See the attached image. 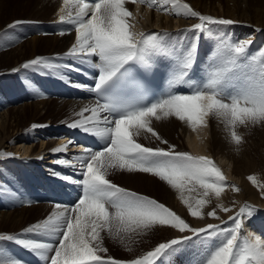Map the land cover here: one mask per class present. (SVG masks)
<instances>
[{
	"label": "snow or ice",
	"instance_id": "snow-or-ice-1",
	"mask_svg": "<svg viewBox=\"0 0 264 264\" xmlns=\"http://www.w3.org/2000/svg\"><path fill=\"white\" fill-rule=\"evenodd\" d=\"M139 2L162 13L197 18L198 22L184 31L201 35H215L218 30L213 26L239 23L201 14L183 0ZM128 3L137 0H62L58 23L70 25L75 31V41L65 55L80 64H90L94 70L91 86H75L86 88L96 97L68 127L98 138L101 144L99 150L85 148L78 158L82 178L73 182L81 192L74 205L57 204L47 218L22 232L0 234V242H14L45 264H174L178 251L193 241L202 252L193 264H264V238L251 232L243 235L246 221L258 211L255 206L245 203L229 215L230 227L212 223L193 227L164 203L110 179L116 171L149 174L178 192L192 217L203 219L206 215L225 224L216 209L206 213L205 209L212 197L219 200L226 188L232 192L240 188L227 183L211 156L178 150L153 125L174 118L195 132L208 128L210 120L216 119L230 141L241 145V127L264 126V48L251 53V39L223 33L216 38L204 78H194L198 44H172L166 31H137L139 12L130 11ZM27 22L18 19L8 27ZM59 35H65V31ZM20 69L57 75L61 69L85 71L73 63L61 64L42 56L24 62ZM161 81L166 84L164 91L159 90ZM185 84L189 85L186 92L180 87ZM141 137L158 143L146 146L140 142ZM71 143L53 151L64 152ZM57 163L71 164L66 159ZM247 179L264 198V184H259L255 175ZM217 208L224 213L232 211L220 204ZM157 227L176 230L180 235L132 259L108 255L105 237L124 242ZM0 264L26 262L11 256L0 243Z\"/></svg>",
	"mask_w": 264,
	"mask_h": 264
},
{
	"label": "bare ground",
	"instance_id": "bare-ground-1",
	"mask_svg": "<svg viewBox=\"0 0 264 264\" xmlns=\"http://www.w3.org/2000/svg\"><path fill=\"white\" fill-rule=\"evenodd\" d=\"M5 1L6 0H0V15L3 14L2 11H5ZM17 1L18 7L21 11L20 14L25 12V18H23L30 23L36 21L35 24H38L37 27L34 28H39V26L43 25L44 23L51 22L52 25L43 26L42 29L45 28L46 32H44V34L42 35H39L38 29H36V31L31 33L34 36L31 35L32 37H29L28 40L21 38L22 40L16 43L14 48L9 49L7 52L1 54V67L3 68L9 66L8 68L0 70V73H7L5 76H14L15 74L19 73V71L13 72L12 70L20 69V66L24 62L30 59H34L37 56L45 57L46 55H48L50 57L53 55L55 57H52L53 59L51 60H53L54 62L59 60L58 63H60V60L62 61L64 59H62V57H59L58 55H60V53H62L66 49H69L75 41V31L69 25H61L60 23H58V13L59 8L62 6V0ZM183 2L188 3L194 10L200 12L201 14L212 15L214 17L231 18L239 21V23L230 25L227 28H222L221 31L219 30L217 32L218 35H212L211 38L215 41L217 36L223 33H227L229 36L237 39H251V53H256L258 49L264 48V0H183ZM139 4L140 2L139 0H137L135 7H133L132 3H128L126 5L134 14L139 12L136 23L137 31L152 32L153 30H155V28H157L159 32L166 31L167 33H170V31H175V29L171 28L172 19H169L171 14L169 15L163 13L161 16L160 12L157 13V10H155L153 14L152 11L151 13L150 11H148L150 7L147 3L145 9ZM173 16H175V19H178V24H176L175 27H182V29H188L192 24L198 22V19L194 17H185L182 15L180 16L182 18L179 19V15H176L175 13ZM13 20H17V18L10 20L8 24H12ZM153 26H155V28ZM152 27L154 29H152ZM213 28L216 29L215 26H213ZM257 28L261 29V31H256ZM0 29H2V26H0ZM69 29L72 31V33L69 34L65 32V35H59L62 30L67 31ZM7 30V27L2 29L3 33H6ZM47 31H57L58 33H55L54 35L53 33ZM235 33H239V37L238 34ZM171 34L175 35L174 33ZM205 38L204 35H201L199 33V37L198 39H196V43L198 44L200 51L203 44L210 46V44L212 43L213 47L211 49V53H213L216 47V43L210 41L209 43L205 44ZM181 40V42L184 43L185 46H187L192 43L194 39L192 40L191 36L187 34L181 37ZM65 58L66 60L72 59L69 57ZM21 71H31L32 73H39L38 71L33 69H22ZM60 72V77L65 74L64 69H61ZM38 77H42V80L48 78L44 73ZM26 89L32 94L33 97L36 95V93H41L39 91H35L33 88L32 90H29L26 87ZM15 90L16 94H14L18 96V98L14 97V101H16V104L18 102H21L20 100L22 97L20 98L19 91L22 89H17L16 87ZM37 98V96L34 97V99ZM93 103L94 101L91 99L68 101L63 99L48 100L44 97H41L35 103L20 106L11 104L9 107H2L0 109V172L3 173V175L7 174L9 165H11L12 163H17L16 166L19 169L20 174L22 173L21 176L23 178H26L25 180H27L28 177H32L29 182L25 183V185H31L30 187H33L36 191H38L37 186L41 180L39 176V169L42 174H45V176L48 177V180L51 181L53 185L62 186L63 184L71 180L81 179L82 177L80 176L78 159L80 155H78L74 151L75 148H73V145L75 144L72 142L64 152H54L53 150L57 147L68 145L71 139L67 137V134L73 132V129L68 127V125L74 120L79 119L76 114L80 112L82 108L90 106ZM40 109L45 111V116L48 119H50L49 117L53 118V121L51 123L48 124L42 122V120H39ZM34 125L35 127H33ZM153 126L165 139H167L170 143L175 144L178 150L188 151L193 155H208L217 159L221 164H223L221 169L224 167L226 170H228V176L239 184L240 192L232 195L233 192L231 191V189L225 190L219 200H217L215 197H212L211 203L205 209V211L216 209L221 219L226 222L225 225L230 222L228 221V216L233 215L235 210L233 209L234 211L224 213L220 211L219 208H217L218 204L231 209V206L233 207L234 205L240 207L242 206L241 204H244V202H247V204L250 203V205H254L263 201L260 197L262 195L261 190L260 193L258 190L256 191L255 186L247 179V177L249 175H255V177H260L261 175L263 176L262 173H264V166L258 169L254 168L252 166L253 164L249 163V160L250 157L257 156L255 155L257 153V149L264 150V141L259 140L256 142L254 138H249V134L253 128L254 131L258 130L259 128L264 130V126H249L245 130L241 127L239 129V132L243 136L244 142L239 146L234 145L230 141V138L225 131L223 124L218 122L216 119L210 120L208 128H203L195 132L192 131L186 124L174 118L168 121L154 122ZM178 140L183 141L182 146L176 144L175 141ZM247 141H249L250 144H246ZM140 142L149 146H155V144L158 143L153 141L151 138L144 139L143 137L140 138ZM161 147L164 146L161 145ZM260 155H263V153L260 152ZM42 157L44 158L42 159ZM64 159L70 161L71 164L66 166L57 163V161ZM29 160L36 163H31L30 165L28 162ZM56 170L61 171L62 177H69L70 179H64L62 182L59 181L58 178H56L53 174ZM256 173L259 175L256 176ZM130 175H134L136 177V184L143 183L147 188H150L156 182V180L153 179L149 174L132 173ZM262 176L261 178H263ZM22 186L23 185H21V187ZM29 189L32 190L31 188ZM9 192H11V190H9ZM164 192H167L169 201L168 204L170 205L169 207L176 213L180 214L188 211L186 206L181 202L179 198L180 194L178 192L171 189L169 186H167L166 189L164 188ZM185 195H187V193ZM195 195V193H192L193 197H195ZM173 202L174 204L172 205ZM34 208L35 209L33 210V207L30 205L28 207H22L20 209V212L18 211V213H14L16 212L15 210L13 212H0V232L5 229L19 227L20 223L26 220V217L30 216L31 214L34 215L33 217H39L44 215L46 212H50L51 209L52 211L56 210V207H50L45 204H37ZM0 209H4V207L0 205ZM209 223L219 224L221 223V221L214 219L209 220L205 224H193L192 226L203 227L204 225ZM246 228V235L251 232L253 234H258L262 238H264V235L258 233V229L261 231L264 230L262 227L261 229H257L253 225H248ZM154 230L157 232L160 231V233L162 232L163 234H165V238H163L164 241H166L165 239H169L170 236L168 235L170 234H174V236L180 235V233L176 232L175 230L174 232L171 231L170 233H167L169 231L168 228L157 227ZM149 234H151L150 231L146 235H139V237L147 238ZM171 237L173 236L171 235ZM144 241L138 242L141 244L140 247L144 246L145 248H137V253L135 254V256H139V254L142 255L145 251L151 250L156 245L153 244L154 246L152 245L150 247H147L146 245H143ZM129 242H127V246L130 245ZM134 242L136 241L134 240ZM131 248L134 247L132 246ZM186 254H189L190 256L192 255V253L188 252H186ZM200 256L201 255H199L196 260L199 259ZM183 257H185V255L180 252V255L178 257H174V263L176 262L178 264L179 262H182L179 261V259H182Z\"/></svg>",
	"mask_w": 264,
	"mask_h": 264
},
{
	"label": "rangeland",
	"instance_id": "rangeland-1",
	"mask_svg": "<svg viewBox=\"0 0 264 264\" xmlns=\"http://www.w3.org/2000/svg\"><path fill=\"white\" fill-rule=\"evenodd\" d=\"M18 1L17 0H6L5 1V4H4V7H5V11H2V15H0V18H1V21H0V26H2V29L6 28L7 27V32L6 33H3L2 29H0V57L1 54L7 52L9 49H12L15 47L16 43H18L19 41H21L22 39H26L28 40L29 37L31 38L32 36H34L33 34H31L32 32L36 31V29H38V34L39 35H42L44 34V32L46 31V29H42L43 26H49V25H52V23H44L43 25L39 26V28H34V27H37L38 24H35L36 21H33L32 23L30 22H27V23H24V24H21V25H17L15 26L14 28H9L8 25H10L11 23L8 24V22L12 19H16L17 20L19 18H21L22 20H25V15L23 13L20 14V9L18 7ZM136 4V3H135ZM135 4H133V7L135 6ZM145 9V7H144ZM15 10V11H14ZM155 8H149L148 11H152V13L154 14L155 12ZM160 12L157 10V13ZM18 13V14H17ZM15 14V15H14ZM162 12H160V15L162 16ZM165 14V13H164ZM168 14V13H166ZM170 15V14H169ZM174 13H172L169 17V19H172V26L171 28L172 29H175L177 28L178 30L175 29V31H178V32H181V33H184V35H189L191 36V39L193 40L192 43H196V39H198L199 37V33L198 32H192V31H184L185 29H182L181 28H178V27H175L176 24H178V19H175L173 16ZM182 15H179L178 18L181 19L182 17H180ZM24 17V18H23ZM15 21V20H13ZM12 21V22H13ZM4 25V26H3ZM32 25V26H31ZM59 25V24H58ZM63 25V24H61ZM29 26V27H28ZM65 26V25H64ZM155 28V26H153ZM152 27V29H154ZM216 29L219 31H221L222 28H227L229 26H215ZM33 28V29H32ZM33 30V31H31ZM158 29L155 28V31H157ZM215 34H217V32ZM66 33H72V31H65ZM55 33H58L57 31H55L53 34L55 35ZM170 35L171 38H174L175 39V35H172L171 33H168ZM235 34H238V37H239V33H235ZM32 35V36H31ZM204 35V42L206 41L205 44L209 43L210 41L211 42H215L214 39L211 38V36H209V34L205 33L203 34ZM10 36V37H9ZM15 36V37H14ZM182 36V37H183ZM195 36V38H193ZM197 36V37H196ZM12 38V39H10ZM22 38V39H21ZM18 39V40H17ZM15 41V42H14ZM17 41V42H16ZM6 42V43H5ZM4 43V44H3ZM69 49H66L65 51H63L62 53H60V55H58L59 57L61 56L62 59L64 60H60V63L62 64H65V63H68L69 60H66L65 57H67L66 55H64L65 52H67ZM46 58H49V59H53L55 56H48L46 55L45 56ZM53 57V58H52ZM70 58V57H69ZM55 62H59L58 61H55ZM12 64V63H11ZM2 65L0 64V67ZM9 67V66H8ZM8 67H1L0 70H3L5 68H8ZM10 70V69H9ZM22 69L19 70V73L15 74L14 76H11V75H7L5 76L6 74L5 73H0V109L2 107H9L11 104H15L16 101H14V97L15 98H18V96H16V90L14 88V86L18 83L17 85V89L18 88H21L22 90L19 91V96L20 98L22 97V100H25L23 102H18L15 104V106H20V105H25V104H30V103H35L38 101V99H40L41 97H44L48 100H55L57 98H54V97H49V95H44L42 93H36L35 96H37L38 98L37 99H34V97L32 96V94L28 91V94H26V92L24 91L25 88L27 87L29 90H32L35 89V86L34 84L32 83V80H31V75H34L35 73H32L31 71L29 72H26V71H21ZM60 71V70H59ZM39 73H44L48 78H51L53 80H59V78L57 77H60L59 75H56L55 72H50V71H47V72H43V71H38ZM50 72V73H48ZM48 73V74H46ZM61 73V72H60ZM26 74V75H25ZM50 74V75H49ZM56 75V76H55ZM63 76V80L64 81H68V76L65 77V74L62 75ZM28 81H31V84L29 85L27 82ZM21 83V84H20ZM20 84V86H19ZM2 93V94H1ZM15 93V94H14ZM14 96H13V95ZM30 95V96H29ZM4 98V99H3ZM28 98H31L29 102H27L26 99ZM34 100H33V99ZM6 99V101H5ZM21 101V100H20ZM5 102V103H4ZM10 102V103H9ZM4 104V105H3ZM9 104V105H8ZM2 112V111H1ZM39 120H42V122L44 123H51L53 121V118L52 117H49L50 119H48L46 116H45V111L44 110H41L40 109V113H39ZM253 127V126H252ZM244 130L246 129L245 127H242ZM72 129V128H71ZM73 130H78L80 132H83L79 129H73ZM251 130V129H250ZM255 134H254V133ZM262 132V133H261ZM262 137V138H261ZM249 138H254L257 141L259 140H262L264 141V130H262L261 128H259L258 130L254 131V128L251 130L250 134H249ZM249 140V139H248ZM176 144L178 145H181L182 146V140H178V141H175ZM246 144H250L249 141H247ZM146 146H149V145H146ZM264 148V147H263ZM263 149H257V153L255 155L257 156H253V157H250V160H249V163L253 164L252 166L254 168H260L262 166H264V150L262 151ZM260 152L263 153V155H260ZM44 157H42L43 159ZM213 158V157H212ZM28 159V158H26ZM214 162L216 163V165L218 167H222L223 164H221L217 159L213 158ZM218 162H217V161ZM11 161V160H10ZM40 161H43V160H40ZM29 164L31 165V163H36L34 161H28ZM17 163H12L11 165H9V170H7V174H4L0 172V205H2L4 207V209H0V212H6V211H16L14 213H18V211L20 212V209L23 207H28V206H32L33 207V210L35 209L34 207L37 205V204H45V205H48L50 207H56L54 205H50L49 203L47 202H34V200H30L28 198H26L23 194L21 195V191H22V188L21 185H24L25 183L29 182L30 179L32 177H28L27 180H25L26 178H23L20 174V171L19 169L17 168ZM33 165V164H32ZM220 165V166H219ZM4 167V166H2ZM1 167V168H2ZM28 168V167H27ZM264 168V167H263ZM223 169V170H222ZM221 170L223 171L224 175L226 176L227 178V183L229 185H235L237 186L238 188L239 187V184L233 180L232 178H230L228 175V170H226L224 167L222 168ZM21 170V169H20ZM264 170V169H263ZM260 171V170H258ZM32 173V172H31ZM30 173V174H31ZM257 174V173H256ZM263 174V178H261V176L259 177L257 174L256 176V179L258 181L259 184H264V173ZM153 179L156 180V182L154 183V185H152L150 188H147L143 183H135V181H137L136 177L134 175H130L128 173H118V171L116 172H113V174L110 176V179L118 184L119 186L121 187H125V188H128L130 190H133V191H137L141 194H144V195H148L156 200H158L159 202L161 203H164L167 207H169L170 205L168 204V197H167V192H164V188L166 189V187L168 186L165 182H162L159 180V178H156V177H153L151 176ZM133 183V184H132ZM165 183V184H164ZM33 184V183H32ZM159 186H157V185ZM31 186V185H30ZM28 186V188H31L37 195L40 196V193L38 191H36L33 187H30ZM164 187V188H163ZM255 190L259 191L260 193V189L255 186ZM231 189L230 187L229 188H226V190H229ZM9 190H11V192H9ZM13 190V191H12ZM240 192V191H239ZM238 192H233L232 195L234 194H237ZM261 195V194H260ZM261 199L263 200L261 203H258V204H254L253 206H255L256 209H258V211L252 216V218L248 219L245 223V227H244V231H243V235L245 234V236H247V226L248 225H253L255 226V228H260L261 227L264 229V198H262V195L260 196ZM167 200V202H166ZM38 201V200H37ZM234 203V202H233ZM231 203V204H233ZM247 203V202H244V204ZM174 204V202L172 203V205ZM244 204H241V205H244ZM250 204V203H249ZM19 208V209H18ZM170 208V207H169ZM171 209V208H170ZM231 209L232 211H234V213L236 211H238L239 207L237 206H234L233 207L231 206ZM234 209V210H233ZM32 210V211H33ZM173 210V209H171ZM174 211V210H173ZM52 209L50 212H46L44 215L42 216H39V217H33L34 215L31 214L30 216L26 217V220L22 221L19 225V227H15V228H12V229H5L3 231L0 232V234H16V233H20L22 232L23 229L29 227L30 225L32 224H35L39 221H42L43 218H47V216L49 214H51ZM207 211H205L206 213ZM178 214V213H177ZM180 215L182 218H184L186 220V222H188L191 226L193 224H205L206 222H208L209 220H214V218H209L207 217L206 215L204 216L203 219H199V218H194L192 217L188 211L187 212H184V213H180L178 214ZM251 222V223H250ZM217 225H220L221 227H230L232 225V222L230 221L227 225L225 224H221V223H216ZM225 225V226H224ZM205 226V225H204ZM203 226V227H204ZM169 229V228H168ZM256 229V230H257ZM255 230V229H254ZM152 231V232H151ZM150 233L148 235V239L145 238V237H139L138 236H133L131 239H126L124 242H120L119 240H113L111 238H108V237H105V240H104V246L108 248V255H111L113 256L114 258H118V259H132L133 257L135 258V254L137 253V248H141V249H144L143 247H140L141 244L138 243L140 241H144L143 242V245H146L147 247H150L152 246L153 244H158L162 241H164L163 238H165V234H163L162 232L160 233V231H155L154 229L151 230ZM174 232L173 229H169V231L167 233H170V232ZM176 231V230H175ZM153 232H156V233H153ZM177 232V231H176ZM259 232V230H258ZM171 235L173 237H171ZM141 236V235H140ZM170 236L171 238H175L177 236H174V234H170L168 235ZM150 237V238H149ZM169 237V239H171ZM39 238V237H38ZM137 238V239H136ZM163 239V240H162ZM134 240L136 242H134ZM165 240H168V239H165ZM130 241V242H129ZM160 241V242H159ZM127 242H129V246H127ZM134 242V243H133ZM153 242V243H152ZM0 243H3L4 247L7 249V251L11 254V256L13 257H16V258H19L20 260L26 262V264H43L45 263L43 260H41L38 256H36L34 253L28 251V250H25L23 249L22 247L20 246H17L14 242H0ZM136 243V244H135ZM146 243V244H145ZM196 244V248H197V242L193 241V242H189L188 245L184 246L180 252L183 253L186 256L189 257V260L187 261L188 264H192L193 261L196 260V258L200 255L199 253H194V252H188L189 250H191L190 248L191 247H195V244ZM135 245H138V246H135ZM134 247V248H131V247ZM154 246V245H153ZM195 248V249H196ZM130 249V251H129ZM132 249V250H131ZM140 249V250H141ZM187 249V250H185ZM132 251V252H131ZM188 253H192V257L189 255V254H186V252ZM140 255V254H139ZM131 256V258H130ZM194 260H193V259ZM187 259V257H186ZM176 263V262H175ZM174 263V264H175ZM179 264V263H178ZM187 264V263H185Z\"/></svg>",
	"mask_w": 264,
	"mask_h": 264
}]
</instances>
